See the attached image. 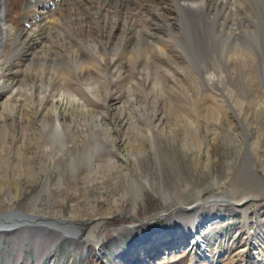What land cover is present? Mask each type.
<instances>
[{
  "label": "rangeland",
  "instance_id": "rangeland-1",
  "mask_svg": "<svg viewBox=\"0 0 264 264\" xmlns=\"http://www.w3.org/2000/svg\"><path fill=\"white\" fill-rule=\"evenodd\" d=\"M170 1L172 19L178 13ZM16 3L6 6L7 19L17 18L20 9L10 15ZM250 3L258 21L247 20L251 35L234 49L221 46L208 18L190 22L187 14L181 26L166 27L180 38L157 43L162 53L112 41V33L93 41L76 26L49 37L46 46L59 55L19 74L18 83L32 77L26 81L51 96L66 88L83 100L69 104L79 117H61L59 136L39 121L50 106L33 115L37 102H24L21 89L24 103L0 115V225L28 220L0 232V264H264V16ZM162 22L157 16L149 24L160 38ZM93 112L101 120L87 116ZM123 140L133 149L126 159ZM60 227L75 230V239L62 237ZM30 229L38 232L23 233ZM200 232L208 259L198 240L191 253L180 246Z\"/></svg>",
  "mask_w": 264,
  "mask_h": 264
},
{
  "label": "bare ground",
  "instance_id": "bare-ground-1",
  "mask_svg": "<svg viewBox=\"0 0 264 264\" xmlns=\"http://www.w3.org/2000/svg\"><path fill=\"white\" fill-rule=\"evenodd\" d=\"M250 1L251 0H171V5H173L172 9H170L173 12L172 15L178 13L175 18L171 19V17L166 15L167 8L170 4L169 0H0V115H3V112H5L7 106L13 107V104L15 103L14 106L17 107V105L23 101V98H25L23 97L24 95L15 92V89H21L23 90L24 94L28 96V98L24 100V102H37L36 105L38 106L33 112V115L35 113L38 114V110L43 109L46 105L50 106L51 109L46 111V115L44 114L45 116H43V118L39 121L43 126L44 124H47L46 130L47 128L50 129L51 127L52 134L56 133V135L59 136V131H62V121L60 119L61 117L65 118L66 116L69 117V119H73L74 121L78 119L79 116H76L75 113L70 114L69 104L73 102L75 103V101L80 103L82 98L68 93L69 91L66 88L65 90L63 88V90L61 89V91H59L60 95L51 96L50 93L52 91H49L50 93H48L49 89H45L43 85H39V83L37 82L30 84L28 83V81H26L28 79H31L32 77L25 78L21 83H18L16 79L19 74H22L24 72H32L36 68V66H39V68H43L45 64H51V62L53 63L54 59H52V57L59 55V52H54L55 54L52 53L51 50H54L55 47L51 45L46 46L47 41L49 37L53 38L56 35L58 36L60 34V31L62 29L64 30L68 26H76L77 33L80 36H83L84 33H89L88 36L93 41L103 38L107 34L111 35L112 33V41L116 40L128 47L131 44H144V47H148L146 48L147 50L150 51L151 49L156 48L155 53H162L163 48L161 49L159 44L157 43H172L173 40L179 37L175 32L172 33L173 36L167 34L166 27L168 26L170 28L169 30H172L173 26L175 25L174 21H177L181 26V20H184L185 14L189 16V21L193 19V15H196L197 17H199L198 15H200L199 19L201 18L202 20H205L206 18H208L209 22L211 23L210 25L213 27V31L216 30L218 33H220L221 37L223 38L221 40V42L223 43L221 46H228L233 48L235 44L233 42H235L236 40L240 41L241 39L247 38L251 35L247 31V24L250 22L247 20L250 19L256 23L258 21H255V18L257 17L255 15L256 10L250 3ZM256 1L258 3L257 8L262 11L263 17L264 0ZM11 2L17 3L13 6L11 4L12 11L10 15L15 14L17 9H20L15 20L6 18L5 8ZM92 11H96V13L94 14ZM149 11H152V13H150ZM157 16L163 19V22L158 25V28H160L161 32L163 33V37L161 36V38L157 37L156 33H152L151 29L149 28V24H151L152 20L154 18H157ZM64 19L66 20V22L64 21ZM18 21H20L19 24ZM95 22L98 23V27L100 28L96 29L97 26ZM197 23L194 25H197ZM205 23L207 24V22ZM194 28L196 29V27ZM189 30H191V27ZM197 30L199 32L198 26ZM213 31H211V33ZM91 32H93V34H91ZM164 33H166L167 35ZM242 34H244V36ZM199 36H201V33L199 34ZM215 38L216 37H214V39ZM168 39H170L171 41ZM254 39L256 40L258 39V37H254ZM226 41H228V43H226ZM60 45L62 44H55L57 48ZM180 45L186 46L187 44L186 42L181 41ZM262 46L263 45H261V47ZM40 47L43 49L37 50ZM95 47H98L97 43H95ZM140 48L142 49V46ZM191 50L192 48L190 50H187L186 48V52L189 55H191ZM152 51L153 50H151V52ZM262 53H264V50L262 51ZM193 55L194 54H192L191 56ZM201 63L203 66V71L207 76V80L214 83L216 77L215 74L206 66L205 60H203ZM5 78L7 80H5ZM27 115V113L23 115L21 114L20 118L25 121V118L27 120ZM100 115L98 113H94L87 116L92 119L100 117L99 119L101 120L102 117ZM109 117L110 119H113L112 115H110ZM93 121L91 123H93ZM50 122H53L54 125H50ZM94 125L96 126V124ZM105 126L102 128L104 129ZM53 128H55L54 131L52 130ZM55 131H57L58 133ZM52 134L50 135L51 146L53 142L55 143L54 139L56 137V135L54 136ZM126 142L127 141L123 140L121 142L119 141L118 144V147L122 151V158L124 159H126V157L133 156V149L129 148V144ZM63 143L64 142H60V145L61 148L63 147L64 149L63 152H65L66 145ZM21 182V179H18L16 181L17 185L19 183L21 185ZM196 208H198V206H196L195 209ZM194 220L195 232L198 233L197 230L201 227V224H199L197 218H194ZM213 221H215V219H211L205 223L208 226L210 223H213ZM59 230L62 231L60 232L62 233V237H74L77 235V232L69 227H60ZM201 233L202 232H200V234ZM197 240L201 243L200 256L208 259V246L205 243L203 233L200 236H194L191 241H189V243H186V241L183 242L180 246L188 248L189 250H187L189 251V253H191L193 249L189 248L190 244L195 243Z\"/></svg>",
  "mask_w": 264,
  "mask_h": 264
},
{
  "label": "water",
  "instance_id": "water-1",
  "mask_svg": "<svg viewBox=\"0 0 264 264\" xmlns=\"http://www.w3.org/2000/svg\"><path fill=\"white\" fill-rule=\"evenodd\" d=\"M175 210H178V209H175ZM191 214H193L190 210H188ZM12 213H15V212H12ZM19 213H21V214H24V213H22V212H19ZM16 214H17V212H16ZM11 219H14L13 220V222L11 221ZM36 220V219H35ZM18 222V223H20L21 224V227H22V225H25V226H27L28 224H26V223H24V222H28V220L26 219V218H24V219H22V218H17V217H12V218H10L9 219V221H3V225H0V232H3L4 230H8V229H5V227L6 228H9L10 227V225H12L14 222ZM37 221H40V222H46L47 220L46 219H42V220H38V218H37ZM23 223V224H22ZM7 224H9V226H7ZM5 226V227H4ZM40 228H42V229H40V230H45L44 228H46V230L45 231H47V230H54V229H51V228H47L46 227V225L45 224H42V225H40L39 226ZM36 232H38V231H36V230H32V229H30L29 231H23V233L24 234H26L27 236H29V235H33V234H35ZM66 239L67 240H73V239H75L74 237H68V236H66Z\"/></svg>",
  "mask_w": 264,
  "mask_h": 264
}]
</instances>
